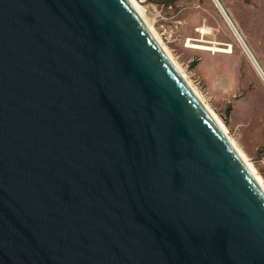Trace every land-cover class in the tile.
Wrapping results in <instances>:
<instances>
[{
  "label": "water",
  "instance_id": "obj_1",
  "mask_svg": "<svg viewBox=\"0 0 264 264\" xmlns=\"http://www.w3.org/2000/svg\"><path fill=\"white\" fill-rule=\"evenodd\" d=\"M0 264H264L263 182L131 0H0Z\"/></svg>",
  "mask_w": 264,
  "mask_h": 264
},
{
  "label": "rangeland",
  "instance_id": "obj_2",
  "mask_svg": "<svg viewBox=\"0 0 264 264\" xmlns=\"http://www.w3.org/2000/svg\"><path fill=\"white\" fill-rule=\"evenodd\" d=\"M137 1L264 182V81L219 8L213 0ZM219 1L264 72V0Z\"/></svg>",
  "mask_w": 264,
  "mask_h": 264
},
{
  "label": "bare ground",
  "instance_id": "obj_3",
  "mask_svg": "<svg viewBox=\"0 0 264 264\" xmlns=\"http://www.w3.org/2000/svg\"><path fill=\"white\" fill-rule=\"evenodd\" d=\"M214 3L216 4V6L219 8L220 12L223 14V16L225 17L226 21L228 22V24L230 25V27L233 29V31H235L236 25L234 23H232V21L230 20V17L228 16L227 12L225 11V9L222 7V3L219 0H213ZM131 2L140 10V12L142 13V15L144 16L145 20L150 24V26L153 28V26L151 25V23L148 21L147 18V14L145 11V8L137 1V0H131ZM153 30L155 31V29L153 28ZM238 30V29H237ZM156 33V31H155ZM157 34V33H156ZM158 36V35H157ZM159 37V36H158ZM242 37V36H241ZM159 39L161 40V38L159 37ZM162 42V41H161ZM165 46V45H164ZM199 48H203L206 50H210V51H227L226 49L223 48H218V47H214V46H206V47H199ZM167 49V48H166ZM168 51V49H167ZM169 52V51H168ZM250 51L247 52V54L249 55L251 61L253 62L254 66L256 67L257 71L259 72L260 76L262 77L263 81H264V72L262 71V68L260 67V65L258 64L257 60L253 57L252 53ZM174 60V59H173ZM175 61V60H174ZM176 63V61H175ZM177 64V63H176ZM177 66L179 67V65L177 64ZM179 69L181 70V68L179 67ZM182 71V70H181ZM183 73V71H182ZM184 74V73H183ZM185 75V74H184ZM186 77V76H185ZM187 78V77H186ZM189 81V80H188ZM190 82V81H189ZM191 84V82H190ZM192 85V84H191ZM193 86V85H192ZM194 88V87H193ZM195 89V88H194ZM196 90V89H195ZM196 92L198 93L199 96L200 93L196 90ZM209 110L213 113V115L219 120V122L221 123V125L224 127V129L227 131V128L225 127L224 123L221 121V119L219 118V116L216 114V112H214L209 106H208ZM228 133V132H227ZM232 139V138H231ZM233 140V139H232ZM234 141V140H233ZM235 142V141H234ZM236 143V142H235ZM237 144V143H236ZM238 148L240 149V151L242 152V154L245 156V158L248 160V162L250 163V165L252 166V168L254 169V171L256 172L258 178L263 182V178L258 174V172L256 171L254 165L249 161L246 153L239 147V145L237 144ZM264 184V182H263Z\"/></svg>",
  "mask_w": 264,
  "mask_h": 264
}]
</instances>
